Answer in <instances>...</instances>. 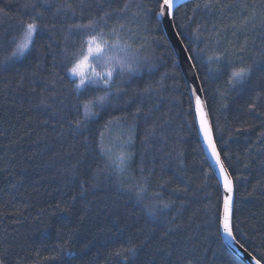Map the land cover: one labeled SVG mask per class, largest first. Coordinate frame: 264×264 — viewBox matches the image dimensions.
<instances>
[{
	"label": "trees",
	"instance_id": "16d2710c",
	"mask_svg": "<svg viewBox=\"0 0 264 264\" xmlns=\"http://www.w3.org/2000/svg\"><path fill=\"white\" fill-rule=\"evenodd\" d=\"M44 3L0 0L3 264H124L114 253L129 242L139 246L135 264H243L217 230L223 191L175 51L153 14L156 0ZM37 11L44 15L31 51L13 56L22 22ZM90 22L106 44L90 58L96 70L126 55L111 47L113 29L138 70L117 78L105 105L94 108L99 114L73 132L68 120L85 119L74 107L84 96L73 92L61 61L83 54L87 33L75 25ZM173 23L233 179L234 235L264 264V0H195L176 10ZM249 66L244 80L231 81L234 70ZM103 94L102 86L94 93ZM121 153L130 157L123 171L113 164Z\"/></svg>",
	"mask_w": 264,
	"mask_h": 264
},
{
	"label": "snow or ice",
	"instance_id": "6c2138e0",
	"mask_svg": "<svg viewBox=\"0 0 264 264\" xmlns=\"http://www.w3.org/2000/svg\"><path fill=\"white\" fill-rule=\"evenodd\" d=\"M47 0L42 5V7H48ZM211 3L204 4V7H211ZM33 7H35L33 5ZM66 7L71 8L72 6L66 5ZM177 0H156V7L153 9V14L158 20H163L165 18L174 19L176 15ZM200 7V5H197ZM3 10H0L2 12ZM56 11H60V6H56ZM44 15L43 12L37 11L35 15L30 18V22L24 23L23 25V39L17 43L16 50L13 52V56H24L26 52L31 51V46L34 44V36L39 33L41 30V24L38 23V19ZM46 27V25H45ZM122 27V26H121ZM75 28L78 31H83L87 33L86 38L80 43V52L82 55H77L73 53L72 55H66L65 60L61 61V66L65 73V77H72L73 79L69 80V83L73 85V92L84 96V99L79 101L76 108L77 114L79 115L80 109H83L84 120L79 118L75 120H68V123L73 132H79L80 129L86 127L87 120L97 116L99 113L94 111V108L97 106L103 107L108 98L113 94L111 89L116 83L117 78L120 81H123L126 78H130L133 73L138 69L136 67V61L134 57L127 55V50L130 45H120L119 43V33L116 29L112 30V35L116 37L115 43L111 45L112 48H120L121 51L125 52V57L122 58H108V62H112L110 67H106L103 72L97 71L95 66L90 63V58L95 55H102L105 52L106 44L102 43L103 40V30H97L95 22H90L88 24H78L75 25ZM179 35V33H177ZM65 53L68 52L67 48L64 50ZM190 60L191 56L188 57ZM219 59V57H217ZM194 67V65H193ZM251 72V67L240 68L239 70H234L231 73V81H242L244 80ZM230 81V82H231ZM94 86V87H90ZM104 88L103 95H94L95 91L99 87ZM121 89L117 87V94L121 93ZM190 91L193 94V105L196 114V120L198 123V134L203 138L204 146L207 148L209 155L212 157L213 162L217 166L223 189L226 195L223 197L222 209H218L217 213V230L222 231L225 235L232 238L234 242L239 244V246L244 249L245 252H248V249L241 244L234 235L233 224V179L229 172L228 167L225 166L224 159L221 156V151L217 147V143L213 134L212 125L210 123L208 114L204 111V102L201 99V96L198 93L197 88H192ZM202 91V89H199ZM93 93V96L89 98L86 93ZM41 104H44V100H41ZM250 109H255V103L249 105ZM62 118L67 119V116H62ZM105 151L104 149H101ZM110 152V149L107 150ZM130 159L129 156L121 153L116 160L113 161L114 166L121 171L127 168V161ZM103 171V170H101ZM95 186V185H93ZM83 188V185L81 186ZM140 191L143 192L144 186H139ZM179 191V189H177ZM160 206L164 209L169 207V204L166 202H158ZM149 215L155 217L156 213L149 210ZM139 251V246L129 242L128 245L122 247L115 251V255L121 257L124 264H135V257ZM249 256H252L248 252ZM254 264H262L261 259H257L255 256H252ZM0 264H3V261L0 260Z\"/></svg>",
	"mask_w": 264,
	"mask_h": 264
},
{
	"label": "water",
	"instance_id": "95a60500",
	"mask_svg": "<svg viewBox=\"0 0 264 264\" xmlns=\"http://www.w3.org/2000/svg\"><path fill=\"white\" fill-rule=\"evenodd\" d=\"M195 0H177V7L176 10L185 5L188 2H192ZM162 21L163 24V28L165 30V33L170 41V44L172 46V48L175 51L179 66L182 70L184 79L186 81V84L188 86V90L191 96V100H192V104H193V94L190 91V89L192 88H197L198 89V93L201 96L202 101L204 102V111L208 114L209 117V113H208V109H207V105H206V101L204 98V94L203 91H199V89L201 88V84L196 72L195 67H193V62L192 60H190L189 57V53L187 51V49L185 48L182 40L180 39L179 35H177L174 23H173V19H168L165 18ZM193 109H194V105H193ZM194 114H195V110H194ZM195 118H196V114H195ZM210 120V117H209ZM211 123V120H210ZM196 124H197V129H198V123L196 120ZM212 125V124H211ZM213 129V128H212ZM214 134V133H213ZM199 138L201 140L202 146L204 148V151L207 155L208 161L221 185L222 191H223V197L224 195H226V193L224 192L223 189V185H222V181H221V177H220V173L219 170L217 168V166L215 165V163L212 160V157L209 155L207 148L204 146V142H203V138L199 135ZM233 205H234V184H233ZM221 236L223 239L224 244L226 245V247L232 252L233 255H235L243 264H254V261L252 260V256L248 255V252H245L244 249H242L239 244H237L236 242H234L232 240L231 237L225 235L222 231H221Z\"/></svg>",
	"mask_w": 264,
	"mask_h": 264
},
{
	"label": "rangeland",
	"instance_id": "374dc122",
	"mask_svg": "<svg viewBox=\"0 0 264 264\" xmlns=\"http://www.w3.org/2000/svg\"><path fill=\"white\" fill-rule=\"evenodd\" d=\"M94 55H95V54H94ZM94 55H93V56H94ZM119 148H120L121 150H123L124 153H126L125 149H123L122 147H119Z\"/></svg>",
	"mask_w": 264,
	"mask_h": 264
}]
</instances>
